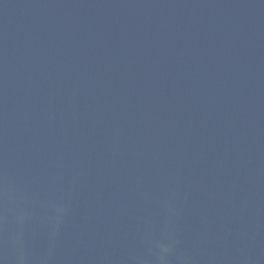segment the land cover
Here are the masks:
<instances>
[{"label": "water", "instance_id": "95a60500", "mask_svg": "<svg viewBox=\"0 0 264 264\" xmlns=\"http://www.w3.org/2000/svg\"><path fill=\"white\" fill-rule=\"evenodd\" d=\"M0 264H264V0H0Z\"/></svg>", "mask_w": 264, "mask_h": 264}]
</instances>
